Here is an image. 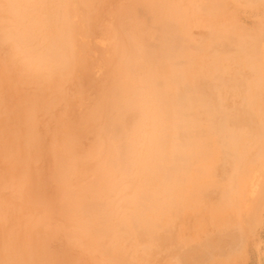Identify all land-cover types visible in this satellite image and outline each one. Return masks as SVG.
<instances>
[{"label": "bare ground", "instance_id": "obj_1", "mask_svg": "<svg viewBox=\"0 0 264 264\" xmlns=\"http://www.w3.org/2000/svg\"><path fill=\"white\" fill-rule=\"evenodd\" d=\"M231 1L0 0V264L236 258L228 202L264 210V4Z\"/></svg>", "mask_w": 264, "mask_h": 264}, {"label": "rangeland", "instance_id": "obj_2", "mask_svg": "<svg viewBox=\"0 0 264 264\" xmlns=\"http://www.w3.org/2000/svg\"><path fill=\"white\" fill-rule=\"evenodd\" d=\"M246 3H249V5H246ZM238 4V5H236ZM262 5L264 4V0H249V1H245V0H232L230 2V7L229 9H233L234 12H232L233 14V20L236 21L237 19H241L242 21L245 18V15L247 17V19H250V16H248L247 14H242L240 13V10L244 9V8H248L249 6L252 7L254 5ZM246 6V7H245ZM264 85V83L262 84ZM80 128H82L80 126ZM84 129V128H83ZM83 129H78V135L76 136V140L78 142L82 141L84 142L86 140V136H84V132L86 133H90V128H86V131H83ZM82 138V139H81ZM85 140H84V139ZM78 139L82 140L79 141ZM260 179V177H259ZM37 183H40L41 185L42 182L39 181ZM44 186V185H43ZM37 188V186H36ZM40 188V187H38ZM52 189V190H51ZM48 189L49 192H52L53 190L55 191V188H51ZM251 199L250 201H248V205L245 206V203L243 206H240V210L234 211L232 210V208H236L235 206H232V208L230 209V202H228L227 204V208H228V215L224 214V217L226 218V224L231 223L232 222H228L229 220L233 221V225H239V226H243V233L245 234V237L241 239V242L238 243L239 247L237 249V252L235 253L236 258L233 260L230 259H224L225 256L223 255H214L212 257H207L205 260L201 261V262H197L195 264H264V210L260 215V218L258 220V222L255 224H251V222L253 221L250 220L251 215H250V203H252V200H254V197L252 195H247L244 199ZM235 205V204H233ZM208 215V214H206ZM220 217V215H219ZM194 220V219H192ZM207 218H204V221L201 222L203 224V228L205 226H207L206 222H207ZM219 222V221H218ZM200 223V224H201ZM223 225V223H222ZM247 234V235H246ZM247 237V238H246ZM141 245V244H140ZM257 246V253L254 254V248ZM255 249V250H256ZM91 252V251H90ZM89 252V253H90ZM162 252V251H161ZM88 253V254H89ZM88 254L84 257H81V260H79L80 264H85L87 263L91 257V260L94 259V264H99L97 263L99 256H95L96 253H92V255L89 257ZM216 257V258H214ZM154 258V260H158L161 258V256L158 257V251L156 253H153V255L149 258L152 259ZM108 259V255L105 257V261ZM146 258L144 257L143 259L141 258L140 254L138 253V255L136 256V260L139 262L145 260ZM97 260V261H96ZM103 258L100 260L102 261ZM43 260H40V262ZM102 262V263H105ZM226 261V262H225ZM39 264L45 263V261L41 262ZM68 263L66 264H76L78 261H67ZM108 264V263H107ZM123 264H125V262L123 261Z\"/></svg>", "mask_w": 264, "mask_h": 264}]
</instances>
